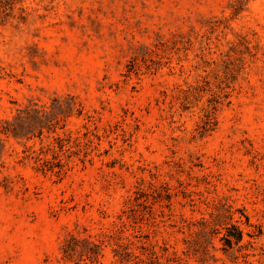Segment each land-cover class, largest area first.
<instances>
[{
    "label": "rangeland",
    "instance_id": "obj_1",
    "mask_svg": "<svg viewBox=\"0 0 264 264\" xmlns=\"http://www.w3.org/2000/svg\"><path fill=\"white\" fill-rule=\"evenodd\" d=\"M0 264H264V0L3 1Z\"/></svg>",
    "mask_w": 264,
    "mask_h": 264
},
{
    "label": "trees",
    "instance_id": "obj_2",
    "mask_svg": "<svg viewBox=\"0 0 264 264\" xmlns=\"http://www.w3.org/2000/svg\"><path fill=\"white\" fill-rule=\"evenodd\" d=\"M3 1L7 2V1H10V0H3ZM3 1L0 2V5H1V3H3ZM3 11L6 12L7 9H4ZM4 132H5V133H9V132H10V128H8V127L5 128V129H4ZM49 164H50L49 161H46V162H45V166H46L49 170H53V169H54V166H51V165H49ZM56 166L59 167V170H58L57 172L60 173V172L62 171L63 164H61V163L59 162V163L56 164ZM127 256H129V253H126V254H125V257H127Z\"/></svg>",
    "mask_w": 264,
    "mask_h": 264
}]
</instances>
